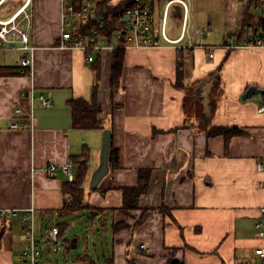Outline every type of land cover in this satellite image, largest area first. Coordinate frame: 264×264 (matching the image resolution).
<instances>
[{
	"label": "crops",
	"instance_id": "crops-1",
	"mask_svg": "<svg viewBox=\"0 0 264 264\" xmlns=\"http://www.w3.org/2000/svg\"><path fill=\"white\" fill-rule=\"evenodd\" d=\"M24 1L7 0L0 15H12ZM189 1L193 37L199 40L196 28L212 25L204 44L214 48L126 50L121 88L112 92L114 51L96 52L89 62L85 52L59 47L64 5L74 0H31L32 71L0 76V264H23L24 220L31 209L36 225L41 224V247L46 223L49 232L59 218L69 223V215L61 213L68 201L64 184L76 178L74 159L85 146L91 157L84 197L91 209L83 211L92 214L94 225L83 255H70L75 264L93 263L88 254L93 236V246L109 255L104 264H262L256 250L264 248V238L256 223L264 220V113L257 96L242 98L251 86L264 89V45L245 46L262 31L255 25L251 35L243 32L249 0H223L219 10ZM173 15L180 19V10ZM175 32L170 37L178 38L182 30ZM19 46L15 41L0 50V66L19 72ZM31 88L37 95L52 92L54 105H32L21 95ZM77 99L97 100L103 128L73 127L69 102ZM20 107L33 108V128L11 129ZM214 127H238L244 135L233 137L227 147L224 135H209ZM106 130L119 150V167L92 191ZM68 163L73 180L61 168L49 175L50 164ZM143 168L153 169L149 191L140 199V210L127 215L117 210L124 203L123 188L137 186ZM145 212L141 226L132 229ZM74 221L61 239L66 253L81 244L77 237L65 241ZM119 223L130 227L117 232ZM59 252L46 246L40 264H70Z\"/></svg>",
	"mask_w": 264,
	"mask_h": 264
},
{
	"label": "built area",
	"instance_id": "built-area-1",
	"mask_svg": "<svg viewBox=\"0 0 264 264\" xmlns=\"http://www.w3.org/2000/svg\"><path fill=\"white\" fill-rule=\"evenodd\" d=\"M7 0H0V10ZM31 0H26L10 16L0 15V50L7 44L18 41L21 52L19 72L22 75L30 74L35 62L36 47L31 42L33 30V15L29 12ZM180 10L182 20V32L178 38H172L168 32L170 17ZM260 13H264V0L260 7ZM102 10L96 1H86L82 3L72 2L64 5L63 9V32L60 41V48L81 50L87 54V60L93 62L94 54L104 50H129L144 48H160L164 45L173 46L178 50L196 48H214L204 44L205 36L212 30V25L196 28L194 34L199 40H195L192 34L191 14L192 6L189 0H165L162 16L157 17L155 9L150 7L144 0H133L129 6L124 7L122 14L116 18V27L112 26V20L108 22L101 17ZM129 18V21L126 19ZM254 40L249 38L245 46H263V37ZM210 57H214L211 52ZM21 95L28 97L32 105L39 101L43 107L51 108L54 105L53 93L36 94L35 89L23 90ZM264 97V96H263ZM259 112L264 113V101L259 107ZM20 118H26V123H20ZM35 122L34 110L31 107L27 112L23 107L15 110L11 120V129L33 128ZM262 168V166H260ZM73 176V164L68 163L62 166L50 164L47 171L54 177L58 169ZM264 215V208L262 209ZM24 231L28 243L22 255L23 264H40L41 246L36 236V218L34 210H30L24 220ZM256 229L261 237L264 238V220L256 223ZM50 238L53 243L60 244V228L53 226L50 231ZM145 248L144 245L141 246ZM256 254L260 256L264 264V248H258Z\"/></svg>",
	"mask_w": 264,
	"mask_h": 264
},
{
	"label": "trees",
	"instance_id": "trees-1",
	"mask_svg": "<svg viewBox=\"0 0 264 264\" xmlns=\"http://www.w3.org/2000/svg\"><path fill=\"white\" fill-rule=\"evenodd\" d=\"M84 0H74L76 3H82ZM111 0H98L99 6L102 10L101 17L105 20L112 22V26L116 27V18L119 17L124 7L129 6L133 0H126L121 4H110ZM263 0H249L248 1V11L244 22V34L246 36L252 31V27L257 25L258 29L264 33V13H260V7ZM154 7V6H152ZM255 10V11H254ZM261 33V36H262ZM262 38V37H261ZM264 41V38H262ZM114 51L113 69L111 75V90L112 92L118 91L121 88V78L123 73L124 57L126 50L117 49ZM22 75L17 72L16 68H10L5 66H0V76H17ZM264 96V95H263ZM69 106L72 112L73 127L76 129H100L103 128L102 123L99 119L102 113V107L94 100L92 103L87 102L83 99L72 100L69 102ZM209 135H224L226 138V146L229 147L230 141L233 137L244 135V132L238 127H214L209 131ZM91 157V149L87 146L84 147L83 154L74 159L76 165V178L73 182H66L64 184V193L68 198L65 202L61 213L62 215H71L82 212L86 209H91L89 205L85 203V185L89 180V165L88 162ZM119 150L115 148L114 143L111 144L110 149V168L111 171H115L119 167ZM153 176L152 168H143L139 173V184L133 187H124V203L121 208L117 210L130 214L132 211L140 210V199L142 195L149 191L151 180ZM100 188H97V191ZM148 212H145L138 223L132 227V229H137L143 221L147 218ZM60 228V237H64L65 232L70 227L69 223H59L57 225ZM127 223H119L114 225L115 231H121L123 229L129 228ZM62 239V238H61Z\"/></svg>",
	"mask_w": 264,
	"mask_h": 264
},
{
	"label": "rangeland",
	"instance_id": "rangeland-1",
	"mask_svg": "<svg viewBox=\"0 0 264 264\" xmlns=\"http://www.w3.org/2000/svg\"><path fill=\"white\" fill-rule=\"evenodd\" d=\"M144 2L146 4H148L150 7L155 9V12L157 14H159V9L160 11L163 10V5H164V0H144ZM198 2L200 4H204V7H209L211 10H219L221 8V6H223V0H198ZM12 11V10H9ZM255 11V10H254ZM219 12V11H218ZM218 14V13H217ZM181 18L179 19L177 16L172 15L169 19V25H168V29H169V34L171 36L174 35L173 30H175V35L180 33L181 30ZM256 99L259 98L260 102H259V107L261 106L262 103V97L261 95H258L257 97H255ZM78 215V214H73V215H69V217H66L65 222H72V219L74 221V217ZM80 215V216H79ZM78 215V217L75 219L76 221H74L72 223V227L71 229L67 232L66 234V240L65 241H69L70 239L72 240L73 237H77L79 240H81V244L79 247L76 246H70V250L68 253L65 252V248L63 247L64 244L60 243V244H56L53 243L51 241L50 238V232L48 230V223L45 224V228H44V233H45V240L42 243V247L41 249L43 250V248L50 247L53 248V250L55 251V253L57 252L58 249H61V252H59V254L62 256V259L65 261V256L67 259V261L70 264H75L73 262L72 256L70 255H74V256H81L83 255L84 251L87 249L84 241L88 240L91 237V231L89 230V226H93L94 224V219H91V213L87 212V211H83L82 213H80ZM60 221V218L58 220H55L53 223L56 224V226L60 223L58 222ZM41 230V224L36 225V236H37V232ZM39 234V232H38ZM40 235V234H39ZM39 238V236L37 237ZM63 239V237H61ZM65 239V238H64ZM95 239V236L92 237L93 242H90V246L88 247V254L93 258V263L89 262V261H84L81 260V264H104L106 257L109 255L107 254V251L102 247L99 249H96L95 246H93V243ZM70 240V241H71ZM96 241V239H95ZM41 245V244H40ZM62 245V246H61ZM65 254V255H64Z\"/></svg>",
	"mask_w": 264,
	"mask_h": 264
},
{
	"label": "water",
	"instance_id": "water-1",
	"mask_svg": "<svg viewBox=\"0 0 264 264\" xmlns=\"http://www.w3.org/2000/svg\"><path fill=\"white\" fill-rule=\"evenodd\" d=\"M176 15L179 14V9L177 8ZM126 21H129V18L126 19ZM262 37L264 38V33H262ZM264 95V89L258 88L257 86H251L247 92L243 95V100H248L253 98L254 96L258 95ZM112 144V132L110 130H106L103 135V142H102V148H101V157H100V165L95 170V172L92 175L91 181H90V189L96 190L103 179L109 174L110 172V149Z\"/></svg>",
	"mask_w": 264,
	"mask_h": 264
}]
</instances>
